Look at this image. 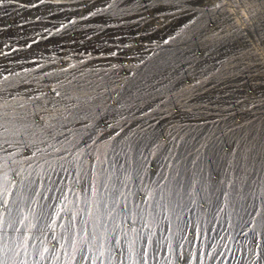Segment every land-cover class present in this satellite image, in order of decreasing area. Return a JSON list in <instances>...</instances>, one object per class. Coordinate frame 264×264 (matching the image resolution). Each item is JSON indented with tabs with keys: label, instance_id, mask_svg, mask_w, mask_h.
I'll list each match as a JSON object with an SVG mask.
<instances>
[{
	"label": "rangeland",
	"instance_id": "1",
	"mask_svg": "<svg viewBox=\"0 0 264 264\" xmlns=\"http://www.w3.org/2000/svg\"><path fill=\"white\" fill-rule=\"evenodd\" d=\"M12 1H17V0H12ZM6 2L5 4L8 3ZM153 4L159 7L161 11L160 14L165 13L169 15L170 19L172 18L170 20L171 23H173L174 21V23L171 24V27H170L171 29L170 32L172 34L169 33V35L164 36L165 35L164 33V35H162L163 37H160V39L158 40V41H161V43H163V46H162L163 49H166L164 54L166 57L167 56L169 57L168 58L169 61L167 65L171 64V69H168L165 66L161 67L159 69L157 79H159L160 81L163 80L164 74H166L168 70L170 72V77H171L170 80L172 83L169 85L168 88H166V91L164 92H161L163 88L161 89L160 87L159 91H157L156 93H148V95L147 93L146 94H142L138 92L134 93V91H130V92L127 91L125 93H122V102H123L122 103V115H123L122 116L123 117L122 119L123 120L122 140H125L126 144L129 141L135 142L136 140L135 137L137 136L136 134L137 130L144 127L135 118V116L138 114L137 104H139L140 101L142 103H146L147 100L149 101L150 98L155 97L156 100L160 101L161 105L170 106L172 104V106L174 107L178 105L179 110H180L179 112H181L177 116L176 114H174V119L176 121L175 122L176 124L174 126V132H175L174 139H173L174 143L173 141L171 142V144H173L174 146L172 145L171 147L172 151L168 153L164 151L165 149L159 150L158 160L160 158V165H159L158 170L156 171L157 173L154 170H152V172L141 171V170L137 171L139 168V161L136 159V152H135L136 149H133L131 152L130 160H129V156L128 157L124 156V159H122V162H123L122 164H125V162L127 161L125 165L127 171L122 169L121 175H120V172L118 173L117 170L115 172H110L108 177H109V181L111 185H103V186L110 188V194H109L110 196L108 195L107 200L108 202L112 204H115V202H117L116 197L117 199H122V204L128 203L130 200L133 203H135L133 200H134V195L136 191L139 188L147 189L146 187H148V191L146 192L147 194L145 193L146 198L151 197L152 199H155L158 206L162 205L168 208L167 211H168L169 216H171L173 213L176 216H178L179 214L186 216V210H185V213H183L181 209H179L180 212L178 210L177 202L179 200H182L183 203L185 204H189L188 202H189V199L191 198H194V199L197 198L195 200L196 202L199 200H204L205 202H211L210 207L212 206V208L210 209V213L207 216H205L204 213L198 209L197 211L195 210L194 212L188 213L189 222L188 221L187 222L188 224L193 226L192 228L193 231L196 229L194 231L196 233L195 234L196 236L194 235L191 238V241L189 243L190 251L186 253L182 252V256L187 255L188 257L191 255L190 257H188L191 264H198V263L200 264V262L205 261L206 259L205 256H207V253H209L207 256L208 257L207 261H209L210 264H216L218 261V258L216 257L217 256L216 252L215 253L213 252L214 247H215V245L213 244L215 243L214 241H212L213 240L212 233L215 234L217 222H218L217 219L213 216L214 210L217 208V206H219V210H221V208L223 207L226 208L224 204L227 205L228 207L227 210H224L225 208H223L222 209L223 212H221L225 216L223 218H227V221H224L226 223V228H227L225 230H228V226L230 225V229L232 233H234L235 231H237L236 227L237 228L239 227L240 229H242L240 226L243 224V219L245 218L243 216L241 219H238V221L235 222L234 226H232L234 222L232 221L233 213L230 208V206L232 205L231 199H229V198H232V192L233 193L237 192L239 196L244 197L243 200H246V201H248V198L253 197L252 199H254L257 196H259L260 198H263L261 203L264 204V201H263L264 200V197H263L264 196V0H155ZM13 10L15 11L11 13L8 11L2 12L0 8V14H1L0 15V28H2V30L0 31V40H1L0 49L5 47L3 51H1V53H4V51L8 53L10 50L13 49L12 47H14L15 45L18 46L20 44H23L22 37L15 36L14 32L10 30L9 28H7L6 26H8V24L22 23L24 22L23 20L27 21V17L31 18L37 15V12H33V11L27 12V11H20L19 9H13ZM19 20H22V21H19ZM33 24H37V23H33ZM32 27L35 28V26H32ZM31 30L33 31L34 29H31ZM162 39H164L165 42H163ZM168 40L170 41L167 42ZM6 47H10L11 49L10 48L6 49ZM26 50L24 48L20 49L19 50L20 53L16 54L15 57H7V59L4 61L2 60L3 58L0 57V63L9 64L11 62H14L15 60L18 59V56L20 55L23 56L27 54L28 52ZM254 74H255V77H254ZM256 82L262 83L263 85L261 86L262 88L260 86L259 87L257 86L256 88L251 89L250 85ZM243 84H244V87H243ZM24 86H25V80L21 76H14V77L13 76H5V77L0 76V101L2 100L1 99L2 96L6 98L5 94L2 93L3 91L21 89ZM66 94H70L69 91H66ZM9 97H10V94H8V98ZM0 105H3V103ZM161 105L159 106L163 108V106ZM14 109H16V111L20 110L19 112L25 111L22 108H14ZM9 110H11L10 107H9ZM159 111L162 112L161 110ZM32 112L40 113V112H43V110L42 109L38 111L33 110ZM210 114L216 116L215 118L218 119L216 120L218 124L216 125L214 123L211 125L207 124V126L200 128L199 122L201 121V118L207 115H210ZM186 119H189V120H186ZM183 121L185 123L189 122V128L188 126L183 125L184 123ZM224 121H226L227 123ZM233 132L237 136H235ZM178 137H179V140L176 139ZM226 139L231 140V141H226ZM187 142H192V145L189 146ZM225 142L230 143L232 150L235 149V145L237 146V148L235 149V151L233 150L234 155L232 157H231L232 150L230 149L231 155H229L228 157V155L226 154H228L230 150L227 151L228 150L227 148L223 149L222 147V150L225 151V153H220L221 157H219L218 159L220 160L219 166L220 168L222 167L223 169H226V168L229 169L233 167L235 171L228 172L229 175L227 173L224 176L221 175V177L222 176L223 177L220 178L221 182L218 181L219 185H217V188L221 187V192H219L217 196L219 199L217 204L218 203L219 204L221 203V204L217 205L216 203L212 204L211 194L208 193L209 191L206 193L205 191H203L204 187L202 188V186L204 185L203 183L205 182V180L203 181L202 178L206 179L207 181L206 185H211V182L209 180V172L207 171V173H205L201 171V164L198 163V166H194L191 163V161L198 157V154L200 153V152L198 153V151H200L202 146L204 147L205 143H209L212 145H220ZM161 146L164 147L162 143H161ZM225 155L227 156V158L225 157ZM165 157H169V159L166 161ZM174 157L180 158L181 162L178 165L175 163ZM228 159L231 162H233V164H228L229 162ZM165 162L166 163L168 162V163L166 164ZM166 165H168L167 168H166ZM193 173H195V176H193ZM118 176L121 178L120 180L122 181V185H119V191H116V186H114L112 181L116 180ZM97 181L100 184H102L101 174L96 175V182ZM170 181H171V184H169ZM191 181L196 182L195 188L191 186L192 185ZM147 183L153 184L152 185L153 187H151V185L145 186V184ZM100 184L97 185V187H95L96 185H94L95 189L93 193H94L95 198L97 199L94 198V201L92 202L94 203L96 201L95 203L101 207L107 195L106 197L103 196L104 198L102 200L101 198L97 197V194L95 195L97 189L102 187V185ZM125 184L127 185V187L124 186ZM253 185H254V188L252 187ZM186 186L188 189L186 188ZM142 189H139V190H142ZM189 189H192V190L189 191ZM114 191H115L116 196L114 195ZM121 191L123 192V195L120 194L122 193ZM129 191L134 193V195H127ZM225 192L227 193V195L223 194ZM189 196H192V197H189ZM220 199L224 203L221 202ZM224 199L226 200L224 201ZM192 201L193 199H191V202ZM253 201H255V199ZM253 201H251V204ZM183 203H180V204L182 205ZM261 203L260 205L262 206L263 204ZM173 207H174V211L172 210ZM243 208L244 210L248 209L247 204L243 206ZM116 209H111L112 212L110 213L113 214L114 211L115 213H119L118 211L119 209L117 210ZM97 211L98 209L96 210V212H94L95 215L98 214ZM123 214L125 215V212H122V217L125 218ZM200 217H202V219ZM212 221H214V223ZM202 222L203 224L204 223L205 224L203 225ZM122 223L124 224V225L122 224V226H124L125 229L129 228L128 230L130 231L126 230L127 233L129 232V234H132L131 231H133L132 230L133 227L129 226V223L127 224L123 221ZM177 223H178V220H176L174 223H172V221L170 220L169 224H170L171 229L169 228L168 235H170L174 231H177L176 230L178 228ZM173 224H174V227H173ZM125 226H127V228ZM197 228L201 230H198ZM202 228L205 231H203ZM156 229H157L155 230L156 233L155 232L154 233L156 234L158 241H160L163 237L165 238L167 234L165 230L163 229L162 230L163 232H160V230H158L159 228H156ZM240 229H238V231ZM210 232L211 234H209ZM203 234L204 235L206 234V235L204 236ZM201 237H203L202 239L204 241V247L203 249L200 250L198 249V242L202 240ZM227 238L229 239V237ZM174 239L176 238L170 236V240L175 241ZM179 240L183 241L182 238ZM195 244L197 247L195 246ZM176 250L177 249L175 246V249L173 248L171 253H168V251L166 253H168L167 255L173 258L175 256L174 254L177 253ZM196 253H201L200 255L202 256L200 257L201 261L200 260L197 261L194 258V254ZM192 257L194 260L192 259ZM171 261L173 262V260ZM219 261H218V264H219Z\"/></svg>",
	"mask_w": 264,
	"mask_h": 264
},
{
	"label": "built area",
	"instance_id": "2",
	"mask_svg": "<svg viewBox=\"0 0 264 264\" xmlns=\"http://www.w3.org/2000/svg\"><path fill=\"white\" fill-rule=\"evenodd\" d=\"M81 1L82 0H77L76 4H71L68 0H43V2H41V0H17L12 1L11 4L6 2L7 4L12 5L13 9L20 10L22 8H25L26 11L37 12V16H33L31 18L27 17V21L23 20L24 22L19 23V25L31 23L32 26H35V28L32 27V29H34L33 33H39L35 29H41L40 33H44V35L41 37L40 34H37L35 38L28 40L26 43L20 44L18 46L15 45L14 47L16 48L12 47V50H20L23 48L28 49L32 44L38 43L40 38H55L64 32L65 34H68L73 38L71 43H73L72 45L74 46H71L70 49L67 47H63L64 52H62V48L58 49L56 46H53V44H51V53H43V56L39 55V53L41 52L33 54L38 55V57H42L37 59L39 63H37L35 66L45 65V67H50V69L46 70L42 74L23 71V68L8 71L6 73L3 72L4 74L0 72V76H21L25 80V86L23 88L14 89L15 91H3L2 93L5 94L6 98L2 96V100L0 101V103H6L8 107H10V109L23 108L25 110H28L30 114L34 113L32 112L33 110L42 109L43 112H38L36 114L43 115L45 122L54 125L57 129H60V125L62 123H65L64 117L68 116L69 111L75 112L78 109L82 110V115L86 116L87 122L94 125H99L100 130L103 132V137L100 138V143L93 147L91 153H88L87 149L84 148V140H87V143L89 145H91L92 141L88 140L87 136L84 135L82 124L77 121H72L67 124L66 131L64 129H60L61 131L65 132L67 140H64L61 137V143L55 145L57 149L67 148L69 149V152L63 153L51 151L50 154L45 151L37 152L36 156L32 157L31 159V167H29L28 163L24 161L23 157L20 158V161L22 162L26 170L32 173L31 177L33 178V181H35V184L33 185H53L52 182L48 179H37V177L39 176L46 177L49 173H51L52 180L56 181V185H76L77 189H81L84 186H88V178L85 174L89 171L90 165H95V169L92 170L91 173V184L93 185V188L90 192H88V194H90L91 192L93 194L94 185L100 184L96 182V175H102V184L100 185H111L108 177L109 173L115 172L117 170L121 175L122 172V169L120 168L113 170L111 165L113 163L122 164V159H124V156H131V153L125 155V153L123 152L119 156H117L111 150L113 145L116 146L117 150L123 148L126 145L125 140H122V93H125L127 91H134L142 94L147 93L148 95V93H156L157 91H159L160 87L161 89L163 88L161 92H164L166 91V88H168L172 83L170 80L169 71L166 72L163 80L159 81V79H157V75L161 67L165 66L166 68L171 69V64L167 65L169 57H166L164 54L166 49L162 48L163 43L158 40L160 39V36L163 37L162 35H164V33V36H167L169 33H171L169 31H171L170 27L172 23L170 21L171 19L168 17V20H165L162 23L158 24L157 20L159 19V17L162 20V17H166L168 16V14L163 13L164 16H162L160 13H155L150 21L141 26L137 25V29H135L134 32H131L130 36L127 37L126 42L122 44V48L118 49L120 52H122L121 55L117 56V50H114L113 53H111L109 56H104L102 55V53L92 54L91 51H86L90 47H84L83 44H77L74 42L82 36L81 26L84 24L82 23V21L99 17L100 15H102V12L101 8L90 10L88 8V4H79ZM46 2L50 3L49 7L44 6ZM52 2L61 6L65 5L62 6L64 8H61L65 11H50ZM39 4L43 5L39 7ZM110 5L111 3L107 2L105 7L103 8H109ZM12 6H7L6 9L9 11V8L12 9ZM78 10H83V12H81L79 15H75L74 12H77ZM54 13L60 14L58 15L56 20H52L51 18L48 19L46 17V15H50L51 17ZM56 24L59 25L55 26ZM10 25L12 24H8V26L6 27L8 28ZM126 34V32L122 33V35L125 36ZM31 36L35 35L30 34L29 37ZM162 41L165 42V40ZM67 43L70 42L68 41ZM91 43V45H93L94 41ZM19 57L21 58L24 56L20 55L18 56V58ZM74 57H79L81 58V60L79 61L73 59ZM24 59L25 58L17 59L15 60V62L21 63V61H24ZM91 59H99L101 60L99 63L104 64L106 63L104 59H115L113 62L114 68L104 69V67H101L99 63H88V61ZM118 61H120V64H115ZM85 63L87 64L83 66ZM120 65H122V67H120ZM10 69H12V67ZM34 85L37 86L33 87ZM34 90H39L41 92L37 93L35 96H32L30 92ZM53 90L59 92L60 95H55V92ZM65 90L69 91L70 94H66ZM8 94H10L9 98ZM159 105H161V103L160 101L156 100L155 97L150 98V100H147L146 103L140 102L139 104H137L138 115H136L135 118L137 121H139L140 124H142V126H144L141 129L137 130V136L135 137V142L139 146V151H135L136 159L139 161V168L137 171L141 170L152 172V170H154L156 172L160 165V158L158 160L159 150L165 149L164 151L168 153V149H171L173 145L171 144V142L174 139V126L176 124L174 113L176 115L180 113L179 107L178 105L174 107L171 104L170 106L161 105L163 106V108H161ZM159 110H161L162 112H159ZM215 117L216 116L210 114L201 118V121L199 122L200 128L207 126V124H218V122L216 121L218 119ZM108 124L113 125V127H106V125ZM183 125L188 126L189 128V123H183ZM117 132L120 133L119 136L115 135V133ZM81 136H83V140L80 141L79 151H72V145H74ZM93 138L95 139L96 137ZM31 139L35 138L33 137ZM226 141L231 140L226 139ZM49 143L54 142L49 140ZM161 143L165 148L161 146ZM222 147L223 149L227 147L228 151L231 149L229 142H225L220 145L205 143L204 147H201L200 153L198 154V156H200V160L198 163L201 164V169L203 172H209V180L211 182V185H219L218 181L220 180V178H222L228 172L235 171L233 167L229 169H223L222 167H219L220 160L218 159L219 157H221L220 153H225V151L222 150ZM236 148L237 146L235 145V149ZM235 149L233 150L235 151ZM233 150L232 156L234 155ZM34 151L36 150L32 149L29 153H27V155L31 156V152ZM80 151H83L85 155L80 156V159L77 160L76 157L80 155ZM230 153L231 150L226 155L229 156ZM226 155L225 157L227 158ZM60 156H64L66 159H71L72 163H64V160L58 158ZM228 164L233 163L230 161L228 162ZM61 165H63V168L66 169V171L61 170ZM101 166H103V171H101ZM221 175L223 176L221 177ZM79 176H85V179L81 180L80 183L77 184L75 183V181L76 179H79ZM202 179L203 181L205 180L204 185H206V179ZM120 185H122V183ZM216 187L217 186H214V188ZM54 190L59 191L60 189L57 188L56 190V188H54ZM86 193L87 192H82V190H80L78 196H76V198L73 200V203H75L73 204L71 210H69L67 213H64V217L68 216V218H77L78 216L81 217L84 215L89 216V218L93 219L95 214L93 212L94 208H91L93 202L92 199L90 200L89 196L86 195ZM234 193L232 192V198H230L232 199L231 204L235 202L234 198L238 197V194L236 195ZM214 194L216 193L213 192L211 194V198L214 196ZM254 199L255 201H253ZM254 199H248V209H245L246 212H244V215L239 216V210L237 213L234 210L232 211V218L235 219V221L233 220L234 224L243 216L245 218L243 219V224L244 221L250 219L249 225H247V227L245 226L244 230L240 229L238 231V227L236 228L237 231H235L234 234L243 233L245 231L249 232L250 235L249 239L246 240L247 247L244 249V253L247 250V254L249 253L251 255L248 256V260L250 259L252 263L264 264V204L262 206L260 205L262 198H260L259 196ZM56 200L57 199H55L54 197V199L52 200V204ZM251 201H253L254 203L252 202L251 204ZM118 202L119 204L121 203L120 200ZM151 202L153 208H156V201L152 199ZM204 202V200L197 201V204L199 206L198 210L202 211L203 213L204 211H207L206 207L204 206ZM79 203L82 206L81 208H79V211H76L75 206L77 207ZM215 203L217 204V202ZM109 204L113 208V204ZM59 205H62L61 202L59 203ZM111 209L109 211H106L107 216L110 220V223L108 222L107 225L109 226L108 228H112L113 225L116 224L117 220L120 221V218H122L120 212L115 213L114 211L113 214L110 213L112 212ZM114 209H116V207ZM167 209L168 208H165V210ZM172 210L174 211V207ZM60 211L61 209H59L58 212ZM181 211L185 213V209ZM56 212L57 211L52 212V220L56 218ZM141 215L146 216V221L152 220L144 212H142L140 215L137 214V216ZM103 217L105 218L106 215H103ZM169 217L170 219L166 224L168 230L170 228V220L172 221V223L178 220L177 231H174L173 233H176L178 235V233L183 232V221H188V214L186 213V216L182 214L176 216L173 213ZM153 222L154 221L152 220V222L148 223L153 224ZM143 223H141L140 226L136 225L135 230H140L143 228L145 229L146 225H144ZM243 224L240 227L243 228ZM188 228L190 227H186V232L188 231ZM151 230L148 229L147 233H153L154 235L155 230H157L156 226L154 231ZM75 235L76 231L72 236ZM179 238L181 239V237L178 236V239L174 242V249L176 246L177 253L183 251V249L180 250V248L182 247L184 241L179 240ZM146 244L147 242H145L144 244L145 248ZM242 250L238 251L236 255H233L232 261L229 264H237V258L235 260L234 257L239 256V254L242 253ZM167 251V248L164 247V252ZM183 263L185 264L184 261ZM247 263L248 262L243 261L241 264ZM175 264H181L180 260L175 262Z\"/></svg>",
	"mask_w": 264,
	"mask_h": 264
},
{
	"label": "bare ground",
	"instance_id": "3",
	"mask_svg": "<svg viewBox=\"0 0 264 264\" xmlns=\"http://www.w3.org/2000/svg\"><path fill=\"white\" fill-rule=\"evenodd\" d=\"M69 3L71 4H76L77 0H68ZM155 0H82L79 4L82 5H86L88 4V8L90 10H94V9H99L101 8V12L102 15H100L99 17H95L94 19L91 20H85L82 21V23H84L81 28H82V36L79 37L77 39V41H75L74 43L77 44H83L84 47L88 46L90 47L89 49H87L86 51H91L92 54H98V53H102V55L104 56H109L111 53H113L114 50H117V56L121 55L122 52H120L118 49L122 48V44L124 42H126L127 37L130 36L131 32H134L135 29H137V25L141 26L144 25L146 22L150 21L152 19V16L155 15V13H161L159 7L155 6L154 3ZM110 2L111 5L109 6V8H103L105 7L106 3ZM78 4V5H79ZM43 4H39V7L42 6ZM7 6H10V4H4L3 6H1V11H8L6 9ZM44 6H50V3L46 2V4ZM65 6V5H62ZM61 5H58L54 2H52L51 4V9L50 11H60L63 12L65 11L64 8ZM37 7V6H36ZM11 8H9L8 12H13L15 10H13V8L10 10ZM37 9V8H36ZM62 11H61V10ZM20 11H26L25 8L20 9ZM18 11V12H20ZM163 11V10H162ZM28 12V11H27ZM81 12H83V10H78L77 12H74L75 15H79ZM16 13V12H15ZM66 13V12H64ZM145 14V15H143ZM1 15V14H0ZM58 15H60L59 13H54L51 17L50 15H46V17L48 19H54L56 20ZM162 16H164V14H161ZM37 16V15H36ZM176 16V15H175ZM159 17V16H158ZM168 16H164L162 17V20L159 19L157 20V23L160 24L165 20H168ZM173 17V16H172ZM23 19V18H22ZM172 19V18H171ZM174 19V18H173ZM22 21V20H19ZM174 23V21H173ZM172 23V24H173ZM59 24H56L55 26H58ZM179 27V26H178ZM181 27V26H180ZM10 30H12L14 32V35L17 37H22V43H26L28 40H31L33 38H35L37 36V34H40V37L44 35V33H40L41 29H35L36 31H38L39 33H33L34 30L32 31V26L31 23L30 24H24V25H19L18 24H12L8 27ZM2 30V28H0V31ZM131 30V31H130ZM178 30V29H177ZM181 30V29H180ZM100 32V33H99ZM126 32V36L122 35V33ZM170 32V31H169ZM98 33V34H97ZM31 35H35V36H31ZM47 34V33H46ZM172 34V33H171ZM29 35V36H28ZM169 35V34H168ZM161 37V36H160ZM72 37H70L68 34L62 33L61 35L57 36V37H51L49 39H43L40 38L38 43L32 44L26 51L28 52L25 55H23L24 57H19L18 59H24V61H21V63H17V62H11L9 64L6 63H0V72H2V74L8 72V71H13V70H17V69H22L23 71H30L32 73H38V74H42L43 72H45L46 70L50 69V67H45V65L42 66H35L38 62V58H42V57H38V55H33L37 52H41L39 53L40 56H43V53H51L52 50H50V46H52L51 44H53V46H56L58 49L62 48V52H64L63 47H67L70 49L73 43H71L72 41ZM164 40V39H162ZM1 41V40H0ZM70 43H67V42ZM94 41V44L91 45ZM170 40H168L167 42H169ZM3 42V41H2ZM237 42V41H236ZM6 43V42H4ZM167 44V43H166ZM13 46V45H12ZM167 46V45H166ZM170 47V46H169ZM5 47L0 49V57L3 58L2 60H6L7 57H15L16 54L20 53L19 50H10L8 53L6 51H4V53H1V51H3ZM10 47H6V49H8ZM163 48V47H162ZM167 48V47H166ZM171 49V48H170ZM72 50V49H71ZM171 51V50H170ZM32 55V56H31ZM31 56V57H29ZM29 57V58H28ZM36 58V59H34ZM73 59L76 60H81V58L79 57H74ZM220 59V58H219ZM99 59H91L88 61V63H99L101 60ZM105 60V64L104 63H99L101 65V67H104V69L109 68V69H113L114 68V60H110V59H104ZM222 60V59H221ZM86 61V60H83ZM210 61V60H209ZM215 63V62H214ZM217 63V62H216ZM87 63H85L83 66H85ZM104 64V65H103ZM115 64H120V61L116 62ZM175 65V64H174ZM12 67V69H10ZM22 67V68H20ZM100 67V68H101ZM120 67H122V65H120ZM218 69V68H217ZM167 70V69H166ZM168 71V70H167ZM4 72V73H3ZM25 73V72H23ZM173 73V72H172ZM165 75V74H164ZM187 75V74H186ZM263 76V75H262ZM183 77V76H182ZM181 77V78H182ZM243 77V76H242ZM255 77V74H254ZM171 78V77H170ZM184 78V77H183ZM185 79V78H184ZM190 79V78H189ZM197 79V78H196ZM199 79V78H198ZM229 79V78H228ZM227 79V80H228ZM255 79V78H254ZM261 79V78H260ZM191 80V79H190ZM189 80V81H190ZM251 80V79H250ZM160 81V80H159ZM230 81V80H229ZM239 81V80H238ZM260 81V80H259ZM180 82V80H179ZM178 82V83H179ZM192 82V81H191ZM235 82V81H234ZM244 82V81H243ZM182 83V82H181ZM237 83V82H236ZM247 83V82H246ZM210 84V83H209ZM226 84V83H225ZM232 84V83H231ZM176 85V84H175ZM229 85V84H228ZM241 85V84H240ZM250 85V84H249ZM37 85H34L33 87H36ZM39 86V85H38ZM236 86V85H235ZM261 87L263 86L262 83L256 82L254 84L250 85L251 89H254L256 87ZM181 87V86H180ZM194 87V86H193ZM201 87V86H200ZM199 87V89H200ZM226 87V85H225ZM224 87V88H225ZM242 87V86H241ZM244 87V84H243ZM210 88V87H209ZM207 88V89H209ZM215 88V86H214ZM262 88V87H261ZM195 89V88H194ZM217 89V88H216ZM212 90V89H211ZM228 90V89H227ZM230 90V89H229ZM236 90V89H235ZM241 90V89H240ZM176 91V90H175ZM179 91V90H178ZM208 91V90H207ZM237 91V90H236ZM259 91V90H257ZM41 91L39 90H34L31 91L30 93L32 94V96H35L37 93H39ZM172 92V91H171ZM177 92V91H176ZM216 92V91H215ZM233 92V91H232ZM251 92V91H250ZM28 93V94H30ZM135 93V92H134ZM201 93V92H200ZM198 93V94H200ZM257 93V92H256ZM133 94V93H132ZM223 94V93H222ZM249 94V93H248ZM259 94V92H258ZM163 95V94H161ZM173 95V94H172ZM171 95V96H172ZM224 95V94H223ZM227 95V94H226ZM155 96V95H154ZM192 96V95H191ZM200 96V95H199ZM202 96V95H201ZM204 96V95H203ZM229 96V95H228ZM167 97V95H166ZM190 97V96H189ZM197 97V96H196ZM205 97V96H204ZM224 97V96H223ZM227 97V96H226ZM235 97V96H234ZM176 98V97H174ZM199 98V97H198ZM225 98V97H224ZM237 98V97H236ZM126 99V98H125ZM185 99V98H184ZM191 99V98H190ZM200 99V98H199ZM232 99V98H231ZM240 99V98H239ZM175 100V99H174ZM195 100V99H194ZM186 101V100H185ZM260 101V100H259ZM141 102V101H140ZM123 103V102H122ZM132 103V102H131ZM254 103V102H253ZM2 104V103H0ZM176 104V103H175ZM222 104V103H221ZM228 104V103H227ZM241 104V103H240ZM225 105V104H224ZM230 105V104H229ZM228 105V106H229ZM247 105V104H245ZM249 105V104H248ZM261 105V104H260ZM259 105V106H260ZM126 106V105H125ZM129 106V105H127ZM208 106V105H207ZM240 106V105H239ZM250 106V105H249ZM253 106V105H252ZM263 106V105H262ZM181 107V106H180ZM189 107V106H188ZM192 107V106H191ZM247 107V106H246ZM132 108V107H131ZM187 108V107H186ZM197 108V107H196ZM199 108V107H198ZM202 108V107H201ZM259 108V107H258ZM23 109V108H22ZM200 109V108H199ZM204 109V108H203ZM252 109V108H251ZM16 110V109H15ZM25 110V109H24ZM240 110V109H239ZM243 110V109H242ZM246 110V109H244ZM20 111V110H19ZM38 111V110H37ZM187 111V110H186ZM222 111V110H221ZM226 111V110H225ZM237 111V110H236ZM250 111V110H249ZM36 112V111H35ZM160 112V111H159ZM129 113V112H128ZM181 113V112H180ZM202 113V112H201ZM175 114V113H174ZM214 114V113H213ZM134 115V114H133ZM138 115V114H137ZM187 115V114H186ZM123 116V115H122ZM125 116V114H124ZM177 116V115H176ZM180 116V115H179ZM240 116V115H239ZM222 117V116H221ZM228 117V116H227ZM234 117V116H233ZM241 117V116H240ZM133 118V117H132ZM196 118V117H195ZM224 118V117H223ZM222 118V119H223ZM235 118V117H234ZM253 118V116H252ZM225 120V119H224ZM239 120V119H238ZM256 120V119H255ZM132 121V120H131ZM200 121V120H199ZM222 121V120H221ZM129 122V120H128ZM184 122V121H183ZM226 122V121H224ZM229 122V121H228ZM245 122V121H244ZM253 122V121H252ZM132 123V122H131ZM134 123V122H133ZM185 123V122H184ZM187 123V122H186ZM189 123V122H188ZM227 123V122H226ZM233 123V122H232ZM126 124V123H125ZM180 124V123H179ZM221 124V123H220ZM136 125V124H135ZM134 125V127H135ZM198 125V124H197ZM127 126V125H126ZM220 126V125H219ZM222 126V125H221ZM249 126V125H247ZM140 127V126H139ZM240 127V126H239ZM133 128V127H132ZM254 129V128H253ZM135 130V129H134ZM243 130V129H242ZM131 131V129H130ZM255 131V130H254ZM241 132V131H240ZM129 133V132H128ZM127 133V134H128ZM234 133V132H233ZM175 134V132H174ZM184 134V132H183ZM235 134V133H234ZM180 135V134H179ZM193 135V134H192ZM227 135V134H226ZM127 136V135H126ZM235 136H237L235 134ZM251 136V135H250ZM228 137V136H227ZM132 138V137H131ZM187 138V137H186ZM185 138V139H186ZM209 138V137H208ZM225 138V137H224ZM177 140H179V137L176 138ZM175 139V140H176ZM134 140V139H133ZM181 140V139H180ZM248 140V139H247ZM191 141V140H190ZM205 141V140H204ZM235 141V140H233ZM174 143V141H173ZM198 143V142H197ZM210 143V142H209ZM187 144L189 146L192 145V142H187ZM204 144V143H203ZM219 144V143H218ZM177 145V144H176ZM174 146V145H173ZM197 146V145H196ZM195 146V147H196ZM182 148V147H181ZM211 148V147H210ZM213 148V147H212ZM227 148V147H226ZM199 149V148H198ZM232 150V149H231ZM245 150V149H244ZM172 151V150H171ZM175 151V149H174ZM180 151V150H179ZM228 151V150H227ZM200 151H198L199 153ZM197 153V152H196ZM195 153V154H196ZM197 153V154H198ZM243 153V152H242ZM241 153V154H242ZM161 154V153H160ZM167 155V154H166ZM173 155V154H172ZM231 155V153H230ZM243 156V155H242ZM164 157V156H163ZM200 157V156H198ZM229 157V156H228ZM232 157V155H231ZM245 158V156H244ZM189 159V158H188ZM187 159V160H188ZM192 160V159H191ZM229 160V159H228ZM154 161V160H153ZM171 161V160H169ZM225 161V160H224ZM243 161V160H242ZM223 162V161H222ZM226 162V161H225ZM230 162V160H229ZM123 163V162H122ZM166 163V162H165ZM168 163V162H167ZM166 163V164H167ZM170 163V162H169ZM184 163V162H183ZM233 163V162H232ZM243 163V162H242ZM250 164V162H249ZM228 165V164H227ZM240 165V164H239ZM242 165V164H241ZM253 165V164H252ZM163 166V165H162ZM171 166V165H170ZM226 166V165H225ZM258 166V165H257ZM15 170L19 171L21 168L24 169V172L22 173L21 176H14L13 173L11 171H8L7 168L3 169L4 172H7V177L9 180H13L16 183L14 184H9L8 187L11 189L13 195L9 196L8 199L12 200L15 199L18 202V209L14 212V218L17 220H23L24 223L23 224H17V227L23 228V229H27L29 224L32 223H36L37 221L35 220V214L39 213L40 211V207L42 204H52V200L54 199V197H58L59 199H57L52 205H55L54 208L49 209V212L51 213V215L48 217V219L45 221V223H51L53 220L56 221V224L53 225V231L49 234V238L45 240V244L44 245H39L38 242H35V246L36 247H40V250L43 251V247H52L53 245L56 246V253L50 257L48 260H40L39 256H37L34 253V247L33 244H29L28 245V255L25 256L23 253L21 254V256L18 258V260H26L27 264H37V261H39V264H75V261H73L71 259V255L74 253V247H78L83 249V254L85 255H93L95 256H100V260H85L82 261V264H101V260L103 261V264H140V257L137 254L143 253V252H147V262L148 264H175V262L178 261L177 259V255H182V252H189L190 251V247H189V243L191 241V238L196 234L193 231V226L188 225L187 220L183 221V225L182 227L183 232L178 233V235L175 233H171L170 235H168V228L166 227V224L168 223L167 221L170 219L169 215H168V209L165 210V206H156V208H153L152 206V198L148 197L145 198V193L148 191V187H146L147 189H142V190H137L135 195H134V200L136 203H133L131 200L128 203H123L122 204V199H117V202H115V204H113L117 209H119L120 215H122V212H125L124 217L125 218H120V221L117 220L116 224L113 225L112 228H108V222L110 223V220L107 216V212L109 211L112 207L109 204L110 202H108V195L110 194V188L106 187V186H102L99 189H97L95 195L97 194V197L101 198V200L105 198L102 206L100 207L98 204H96L95 202L93 203V205H91V208L93 209V212H96V210L98 209V214L95 215L93 219L89 218V216H78L77 218L74 217L73 220V228L71 233H65L64 228L60 227V224L63 223L65 225H67L69 223V219L68 216L64 217V213H67L69 210H71L73 204V200L76 198V196H78V194L80 193V190H82V188H86L87 186L82 187L81 189H77L76 185H56L55 187L53 185H33L32 187L34 189H36V191H32L30 189H26L24 186V183H22V180H26L27 179H31L33 180V178L31 176H28V173H31L30 171L28 172L26 170V168L24 167V165L22 164V162L20 161V163L15 164L12 166ZM220 167V166H219ZM249 167V165H248ZM159 168V167H158ZM167 168V166H166ZM225 168V167H224ZM255 168V167H254ZM197 169V168H196ZM245 169V168H244ZM250 169V168H249ZM248 169V170H249ZM262 169V167H261ZM192 170V169H191ZM200 170V168H199ZM163 171V170H162ZM167 171V170H166ZM165 171V172H166ZM257 171V170H256ZM255 171V172H256ZM189 172V171H188ZM191 172V171H190ZM198 172V171H197ZM157 173V172H156ZM257 173V172H256ZM3 172H0V181L3 180ZM32 174V173H31ZM165 174V173H164ZM163 174V175H164ZM169 174V173H168ZM228 174V173H227ZM232 174V173H230ZM111 175V174H110ZM166 175V174H165ZM229 175V174H228ZM236 175V174H235ZM109 176V175H108ZM112 176V175H111ZM159 177V176H158ZM231 177V176H230ZM229 177V178H230ZM42 178V176L37 177L38 180H40ZM157 178V177H156ZM98 179V178H97ZM112 179V178H111ZM121 179V178H120ZM189 179V178H188ZM228 179V178H227ZM162 180V178H161ZM194 180V179H193ZM222 180V179H221ZM229 180V179H228ZM158 181V180H157ZM220 181V180H219ZM226 181V180H224ZM113 182V181H112ZM155 182V181H154ZM193 181H191L192 184ZM207 182V181H206ZM221 182V181H220ZM97 183H99L97 181ZM148 184V183H147ZM171 184V181L170 183ZM167 184V185H169ZM180 184V183H179ZM204 184V183H203ZM222 184V183H221ZM230 184V183H229ZM113 185V184H112ZM161 185V184H160ZM159 185V186H160ZM227 185V184H226ZM115 186V185H114ZM113 186V187H114ZM144 186V185H143ZM146 186V185H145ZM157 186V185H156ZM192 186V185H191ZM217 186V185H214ZM260 186V185H259ZM258 186V187H259ZM97 187V185L95 186ZM138 187V186H137ZM151 187H153L151 185ZM237 187V186H236ZM254 188V185L252 186ZM263 187V186H262ZM261 187V188H262ZM54 188H59L63 190V193H61V191H55ZM125 188V187H124ZM129 188V186H128ZM131 188V186H130ZM165 188V187H164ZM169 188V187H168ZM180 188V187H179ZM182 188V187H181ZM187 188V186H186ZM203 188V186H202ZM241 188V187H240ZM249 188V187H248ZM77 189V190H76ZM95 189V188H94ZM123 189V188H122ZM161 189V188H160ZM163 189V188H162ZM166 189V188H165ZM188 189V188H187ZM231 189V188H230ZM245 189V188H244ZM252 189V188H251ZM256 189V188H255ZM125 190V189H124ZM128 190V189H127ZM192 189H189V191ZM247 190V189H246ZM261 190V189H259ZM258 190V191H259ZM188 191V192H189ZM204 191L209 194H212L213 192L216 193L214 194V196L211 198V200H213V203L218 202V193L221 192V187L219 188H214L213 185H204ZM231 191V190H230ZM256 191V190H255ZM83 192V191H82ZM115 192V191H114ZM122 192V191H121ZM126 192V191H125ZM38 193H43L45 196H49V197H53V199H48V200H41L40 196L38 195ZM123 193V192H122ZM153 193V192H151ZM187 193V192H186ZM226 193V192H225ZM223 193V194H225ZM247 193V192H246ZM245 193V194H246ZM254 193V192H253ZM83 194V193H82ZM121 194V193H120ZM147 194V193H146ZM161 194V193H160ZM175 194V193H174ZM196 194V193H195ZM234 194H238V193H234ZM260 194V193H259ZM262 194V193H261ZM85 195V194H84ZM86 195L89 196L90 200L92 199V201H94V193L92 194V192L90 194H88V192L86 193ZM119 195V194H118ZM117 195V196H118ZM190 195V194H189ZM193 195V193H192ZM257 195V194H256ZM254 195V196H256ZM75 196V197H74ZM104 196V197H103ZM110 196V195H109ZM116 196V195H115ZM125 196V195H124ZM148 196V195H147ZM154 196V195H152ZM158 196V194H157ZM179 196V194H178ZM245 196V195H244ZM263 196V195H262ZM171 197V196H170ZM192 197V196H189ZM223 197V196H222ZM227 197V196H226ZM225 197V198H226ZM264 197V196H263ZM122 198V197H121ZM179 198V197H178ZM183 198V197H182ZM253 198V197H252ZM97 199V198H95ZM127 199V198H126ZM131 199V198H130ZM141 199V200H140ZM164 199V198H163ZM188 199V198H187ZM191 199H193V201L191 202ZM189 199V204H185L183 203L182 200H179L177 202V207L178 209L181 208V210L185 209L186 213H191L194 212L195 210L197 211V209L199 208L197 202L195 201L196 199L191 198ZM210 199V198H209ZM230 199V198H229ZM235 202L233 204V206H230L231 210L236 211V213L239 210V216L244 215V208L243 206H245L247 204L246 200H243L244 197L239 196L234 198ZM246 199V198H245ZM249 199V198H248ZM263 199V198H262ZM110 200V199H109ZM118 200L121 201V205L119 204ZM125 200V199H124ZM155 200V199H154ZM159 200V198H158ZM165 200V199H164ZM221 200V199H220ZM226 199H224L225 201ZM232 200V199H231ZM188 201V200H187ZM210 201V200H209ZM264 201V200H263ZM61 202V206L59 205V203ZM98 202V201H97ZM168 202V200H167ZM221 202H223L221 200ZM100 203V202H99ZM180 203H183L182 205ZM224 203V202H223ZM242 203V204H241ZM119 204V205H117ZM219 204V203H218ZM217 204V205H218ZM263 204V203H262ZM211 202H204V206L206 207L207 211H204V215L207 216L210 213V209L212 208V206L210 207ZM215 205V204H214ZM226 206L223 207L225 208L224 210H227V205L224 204ZM81 204L79 203L77 205V207L75 206V210L79 211V208H81ZM114 206L112 209H114ZM170 206V205H169ZM175 206V205H174ZM97 208V209H96ZM223 208H221V210H219V206H217V208L214 210V217L217 219V227H216V231L215 234L212 233L213 235V240L215 244L214 250L213 252H216V257L218 258L219 264H229L232 261V257L233 255L237 254L238 251H241L242 253L239 254V256L234 257V259L236 260L237 258V264H241L243 261L248 262L247 264H255L252 263L250 261V259L248 260V256H251L249 253L247 254V250L244 253V249L247 247V243L246 240L249 239V235L250 233L245 231L243 233H238V234H234L232 233L231 229H230V225L228 226V230L226 228V223L224 221H227V218H223L225 217L224 214H222L221 212H223ZM59 209H61L60 211V216L57 217L55 219L52 220L53 216H52V212L53 211H59ZM116 209V210H117ZM75 211V212H76ZM142 212H144L150 219H152L154 222L153 224L148 223V222H152V220H148L146 221V216L145 215H141V216H137V214H141ZM213 212V211H212ZM218 212V213H216ZM246 212V211H245ZM176 213V211H175ZM178 213V212H177ZM233 213V212H232ZM103 215H106V217L108 218H104ZM194 215V213H193ZM197 215V214H196ZM226 215V214H225ZM210 216V215H209ZM228 216V215H227ZM194 218V217H193ZM202 219V217H200ZM212 218V217H211ZM199 219V220H201ZM109 220V221H108ZM229 220V219H228ZM235 221L234 218H232V221ZM125 222V223H129L131 227H133L135 229L136 225H141V223L145 222L144 225H146V228L143 229H137L134 231H131L132 234H129V232L127 233L124 226H122L121 224ZM193 221V220H192ZM204 221V220H203ZM214 223V221H212ZM250 219H247L246 221H244V226L241 230L245 229V226L247 227V225H249ZM5 223L7 224V217H5ZM207 223V222H206ZM229 223V222H228ZM178 224V223H177ZM194 224V223H193ZM192 224V225H193ZM197 224V222H196ZM203 224V222H202ZM205 224V223H204ZM203 224V225H204ZM209 224V223H208ZM124 225V224H123ZM228 225V224H227ZM155 226L156 228L158 227L160 230V232H163L162 229L164 228L165 232L167 233L165 238L163 237L160 241H158L156 234L153 235V233H147L148 229H152L151 231L155 230ZM178 226V225H177ZM232 226H234V223L232 224ZM127 228V226H125ZM142 227V226H141ZM186 227H190L188 228V231L186 232ZM200 227V226H199ZM198 227V228H199ZM213 227V226H212ZM211 227V228H212ZM196 228V227H195ZM197 228V229H198ZM205 228V227H204ZM237 228V227H236ZM131 229V228H130ZM171 229V228H170ZM175 229V228H174ZM203 229V228H202ZM240 229V228H239ZM177 230V229H176ZM201 230V229H198ZM10 231V229H9ZM76 231V235L72 236L73 233ZM130 231V230H128ZM203 231H205L203 229ZM211 231V230H209ZM136 232V233H135ZM159 232V231H158ZM186 232V233H185ZM234 232V231H233ZM156 233V232H155ZM195 233V234H194ZM198 233V232H197ZM28 235H30V233H27ZM52 234H55L57 237V240L53 241L50 240V236ZM165 234V233H164ZM211 234V232L209 233ZM208 234V235H209ZM13 235L19 236V233H13ZM69 236L71 238L69 239H65V236ZM198 235V234H197ZM204 235V234H203ZM206 235V234H205ZM204 235V236H205ZM170 236L171 237H175L177 240L178 236H180L184 243L182 244V247L180 248V250L183 249L182 252L180 253H176L174 254L175 256L172 258L171 256L167 255L168 253L172 252V249L174 248V242L173 240H170ZM196 236V235H195ZM111 237H116L118 240H120L122 243L117 245L111 252V254L109 255V253L107 252V248L110 246L108 244V241L111 239ZM229 237V239L227 238ZM203 237H201L202 239ZM42 239H45L42 237ZM73 239L75 240V245H73ZM157 239V240H156ZM173 239V238H172ZM180 239V238H179ZM196 239V238H195ZM209 239V238H208ZM194 240V239H193ZM192 240V241H193ZM205 240V239H204ZM207 240V239H206ZM211 241V242H212ZM145 242H147L146 244V248H145ZM196 242V241H195ZM213 243V242H212ZM211 244V243H210ZM130 245L132 246V248L135 250V253H130ZM160 245H161V251H160ZM170 245V246H169ZM63 246V247H62ZM196 246V244H195ZM164 247L167 248L168 253L164 252ZM197 247V246H196ZM204 247V241L203 239L200 240L198 242V249H203ZM212 247V246H211ZM193 249V248H192ZM196 249V248H195ZM197 249V250H198ZM171 250V251H170ZM208 250V249H207ZM211 250V249H209ZM193 251V250H192ZM123 253L122 256L118 255L119 253ZM155 252V253H154ZM174 252V251H173ZM209 252V251H208ZM101 253H103V255H101ZM193 253V252H192ZM195 253V252H194ZM201 254V253H200ZM209 253H207L208 256ZM212 254V253H211ZM247 254V255H246ZM44 255H48L47 253H44ZM77 258H79V253H76ZM171 255V254H170ZM203 255V254H202ZM168 256V257H167ZM185 256V255H184ZM187 256V255H186ZM191 256V255H190ZM188 256V257H190ZM205 256V261L204 262H200V264H210L209 261H207L208 257ZM202 257V256H200ZM172 258V259H171ZM191 259V258H190ZM193 259V257H192ZM173 260V262L171 261ZM194 260V259H193ZM248 260V261H247ZM170 261V262H169ZM201 261V260H200ZM214 261V260H213ZM218 261L216 264H218ZM181 264L183 263V260H180ZM190 262V261H189ZM188 262V264H189ZM215 262V261H214ZM193 263V261H192ZM198 263V262H197ZM213 263V262H212ZM9 264H18V261H9ZM191 264V262H190ZM199 264V263H198Z\"/></svg>",
	"mask_w": 264,
	"mask_h": 264
},
{
	"label": "snow or ice",
	"instance_id": "4",
	"mask_svg": "<svg viewBox=\"0 0 264 264\" xmlns=\"http://www.w3.org/2000/svg\"><path fill=\"white\" fill-rule=\"evenodd\" d=\"M6 0H0V6L5 4ZM8 3H11L12 0H7ZM43 2V0H41ZM55 95L59 96L60 93L53 90ZM0 172H3V180L0 181V264H9V261H18V264H27L26 260H18V258L23 253L25 256L28 255V245L31 243L34 247V253L39 256L40 260H48L56 253V246L52 247H43V251L40 250V247L35 246V242H38L39 245H44L45 240L49 238V234L53 231V225L56 224V221L53 220L51 223H45L48 217L51 215L49 209L55 207L52 204H42L40 207L39 213L35 214L36 223L29 224L27 229H23L17 227V224H23V220H17L14 218V212L18 209L19 205L17 200L12 199L9 200L8 197L12 196L13 193L11 189L8 187L9 184L16 183L13 180H9L7 177V172H4L3 169L7 168L8 171H11L14 176H21L24 172V169L21 168L19 171L15 170L12 166L20 163V158L23 157L24 161L28 163V166L31 167V159L35 157L37 152L45 151L48 154L51 151L69 152V149L62 148L57 149L55 147L56 144L61 143V137L64 140H67V136L64 131L60 129L67 130V124L72 121L80 122L84 129V135L87 136L88 140H91L92 143L89 145L87 140H84V148L87 149L88 153H91L93 147L100 143V138L103 137V132L100 130L99 125H94L92 123L87 122L86 116L82 115V110H77L75 112L69 111L68 116L64 117L65 123L60 125V129H57L54 125L48 124L45 122L43 115L32 113L30 114L27 110L23 112L16 111L14 108L9 110L8 105L5 103L0 105ZM70 118V119H69ZM108 128H112L113 125H106ZM116 136H119L120 133H115ZM35 139H31V138ZM93 137H96L95 139ZM49 140L54 143H49ZM83 140V136H81L74 145H72V151H79L80 141ZM43 146V147H41ZM32 149L36 151L31 152V156H28ZM133 149L139 151V146L133 142L129 141L123 148L117 150L116 146L113 145L112 152L119 156L122 152L125 155H128L132 152ZM171 152V149H168ZM85 155L83 151H80V155L76 157L77 160L80 159V156ZM59 159L64 160V163L71 164V159H66L64 156L58 157ZM131 157L129 156V160ZM169 157H165L167 161ZM175 163L178 165L181 161L179 157H174ZM199 157L193 159L191 163L194 166H198ZM125 164H116L113 163L111 165L112 169H126ZM168 166V165H166ZM230 166V165H229ZM95 169V165H90L89 171L85 174L88 178L86 188H82L83 192H90L93 188L91 184V173L92 170ZM61 170L66 171L61 165ZM101 171H103V166H101ZM202 171V169H201ZM79 175V174H78ZM28 176H31V173H28ZM195 176V173H193ZM41 179H48L52 182L53 186H56V181L52 180V174L49 173L46 177H42ZM85 179V176H79V179H76L75 183L79 184L81 180ZM24 183L26 189H30L32 191H36L32 186L35 184V181L31 179H27L21 181ZM122 183L120 177L118 176L116 180L113 181V184L116 186V191H119V185ZM103 186V185H102ZM127 187V185H124ZM192 187H196V182L193 181ZM61 193L63 190L60 189ZM123 195V193H121ZM41 200L53 199V197L45 196L43 193H38ZM115 195V192H114ZM127 195H134L131 191L127 193ZM227 195V193H225ZM55 199H59L55 197ZM55 215L57 217L60 216V212H56ZM5 217H7V224L5 223ZM73 220L74 217L69 219V223L67 225L61 223L60 227L64 228L65 233H71L73 228ZM10 229V231H9ZM135 230L134 228L132 229ZM13 233H19V236L13 235ZM27 233H30L28 235ZM45 238V239H42ZM71 237L65 236V239H69ZM50 240H57L55 234L50 236ZM122 242L118 240L116 237H111L108 241L110 245L107 248V252L109 255L112 250ZM73 245H75V240L73 239ZM63 247V246H62ZM130 253H135V250L130 245ZM47 253L48 255H44ZM76 253H79V258H77ZM103 255V253H101ZM118 255L122 256L123 253H119ZM140 257V264H148L146 256L147 252H143L137 254ZM200 253L194 254V258L199 261ZM71 259L75 261V264H82V261L85 260H100V256H93L91 254L85 255L83 254V249L74 247V253L71 255ZM178 260H183L185 264H188L189 258L187 256L177 255ZM39 264V261H37ZM101 264L103 261L101 260Z\"/></svg>",
	"mask_w": 264,
	"mask_h": 264
}]
</instances>
